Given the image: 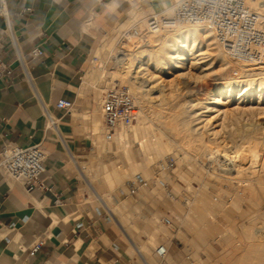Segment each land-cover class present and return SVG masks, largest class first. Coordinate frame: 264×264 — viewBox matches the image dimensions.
Here are the masks:
<instances>
[{
  "label": "crops",
  "instance_id": "crops-1",
  "mask_svg": "<svg viewBox=\"0 0 264 264\" xmlns=\"http://www.w3.org/2000/svg\"><path fill=\"white\" fill-rule=\"evenodd\" d=\"M148 1L4 0L0 58L8 71L0 81V152L6 142L41 144L48 157L43 188L28 189L0 175V264H132L123 233L109 236L110 222L92 205L75 173L82 178L75 164L91 146L86 123L77 116L97 105L84 78L100 41L132 6ZM11 34L26 61L28 79L16 60ZM36 48L44 55L32 60ZM60 100L72 102L74 109H59ZM181 221L179 217L177 224ZM187 235L189 243H177L171 264H219V245L198 238L191 243ZM240 259L251 261L247 254ZM237 260L234 255L229 263Z\"/></svg>",
  "mask_w": 264,
  "mask_h": 264
},
{
  "label": "rangeland",
  "instance_id": "rangeland-1",
  "mask_svg": "<svg viewBox=\"0 0 264 264\" xmlns=\"http://www.w3.org/2000/svg\"><path fill=\"white\" fill-rule=\"evenodd\" d=\"M174 1L175 0H169L168 5L171 6ZM150 4V1H148L140 3L139 6H132L131 8L134 11L132 10L133 12H131L129 15L130 8L126 12L125 20L116 26V28L109 31L107 35H105V37H103L100 41L97 49L102 44L101 47H103V54L100 55V59L96 64H101L103 61L104 76L101 77V73L98 72L97 68L92 69L90 66L84 78L85 87L90 91L91 94L95 96L97 102L96 106L99 107V103L101 101L100 98L102 99L103 96L100 90L105 91L116 86H128L118 85L117 82L113 80L115 72L119 70L116 58L118 60V58L123 57L119 56V54L118 57L117 53L126 52L124 51L126 50L124 47L126 44H128L127 42H121L120 37L121 34L124 31H127L133 24H137L141 29L146 26V24L141 23L142 17L139 12L143 8L150 6ZM135 10L138 14L135 12ZM138 19L140 20L138 21ZM141 24L144 26L142 27ZM116 29L117 32L114 33L113 31H116ZM207 35L208 34L202 32V34L198 36L199 39L196 41V49H199L200 51L195 54L198 55L200 52L204 54V59L202 60V62L205 61L204 63L199 64V62L197 63L194 61V56H189V60L185 61V69L182 71H177L171 68L163 70L159 67H156L152 62H149L148 65L143 66V68L147 69V71L144 70L143 72L146 75H134L136 76L137 80L139 78V81H137L132 75L134 78L133 80L135 81L136 85L140 87V89H130L132 90L131 92L134 95L135 100L139 97L140 99L142 98V103L144 102L142 106L138 105V103L136 104L138 111L141 109L142 113L144 112V115H149L145 119L147 126L154 125L153 127H149L151 129L156 128L154 124L155 121L153 120L152 116L154 112L164 111L169 114L171 111L177 112L181 110L184 112V118H186V120L189 118L187 120L188 125L186 124L184 126V130L187 132L189 131V134H192V136L195 137L199 135L201 136L203 133L202 136H205L203 137V140H206V144L209 141L213 143L211 144V142H209L207 144L208 146L211 145L207 151L204 150L203 153L201 151L196 155L192 154L193 157L191 154H187L190 156L189 159L188 157L183 159L184 156H187L186 153L184 155L181 150L177 149L176 152H165L158 159L150 160L147 163L143 153L138 150L137 144L133 143V135L130 134V137L128 136L127 140L129 141V144H131V148L128 150L129 154L131 153L130 156L134 161H131L130 163L125 156H123L121 153L115 152L114 150V134L116 129H105L106 127L104 123H102V130L100 134L92 135L93 126L90 120L91 114L82 112L79 116H77L81 122L86 123L84 124L87 131L86 137L88 138V141L91 145L87 152L81 155V158L77 159L79 167L82 169L83 175L85 174L84 176L90 182L92 181V185L98 189L97 191L99 194L101 196L103 195L102 197L112 208L115 216L122 224L124 231L116 224L107 210H105L99 198H97L96 195H93V192H91L84 178L79 176L77 170L75 173L82 182L83 190L86 191L88 199L92 202V205L95 208H98L102 213H104V215L107 213L110 215L109 222L111 226L108 230L109 236L116 237L118 231L123 233V237L121 236V241L126 247V251L132 260V264L145 263L141 259L140 255L135 252L132 245L130 244L129 239L137 246L144 247L145 257L148 262L150 261V264H166V258L158 257L156 254V250L159 245H165L169 251L167 261L168 264H171V255H175L178 251L179 246L177 243H189L187 233L191 236V243L194 241V239L198 238L209 245H219L221 250V258L218 260L219 264H230L229 259L234 255H237L238 257L236 264H246L244 260L241 261L240 259V257L244 259L246 254L247 256H250L251 259L249 264H264V256L262 259L258 260V254L257 251H255L257 248L256 246L260 245V243L263 245L264 249V196H262L256 203V201H253L249 198H244L239 195L242 187L238 186V179L231 182L225 181L226 178L236 175V173L233 171V169L235 170L236 167H233V165L235 166L238 161L242 162V164L246 165L247 167L251 165L249 162L252 160L250 159V149L253 148L252 146H254V148L253 151L251 149V153H257L259 161V164L256 163L253 165L257 170L256 176H260L264 181V170L262 171L260 166L263 162L262 155L264 150V145H262L264 144V115L257 113L251 115L247 112L244 113L240 110L234 111L233 109L237 107V104L240 101L243 102L241 104L242 106H257L255 103L259 102L260 100H264V92L259 93V90L261 89V83L260 81H257L252 87L250 86L252 91L248 92L245 96H240V89H246L245 87H249L248 85L241 86L230 98V100H232L230 103V108H232L231 110L233 112L231 110V112L228 110L223 111L226 108H224L225 106L222 104L229 101L228 94H223L221 96L222 104L219 107L222 111L220 110V114L219 112L203 113L204 110L201 109L202 105H199V107L195 106L196 103H203V106L208 105V103L212 101L214 94L218 93L217 89L222 88L228 81L232 80L234 77L233 70L236 68L235 64L233 63H231V67H229V60L226 53V61H221L217 53H224L225 51H223V49L218 45L213 33L211 34L212 36L209 35L210 37L208 36V38H206ZM103 40L104 42L102 43ZM148 43L149 42L145 43V45L143 43L141 44H143V48H147L150 45V43ZM130 46L132 49H134V47L137 49L136 45ZM95 55L96 54H94L93 57ZM135 59L137 58L135 57ZM91 60H93V58H91ZM147 60L148 58L143 60L145 61L144 63H146ZM137 64L138 61H136V65ZM204 64L206 66H204ZM136 71H138V69ZM260 95L261 98L259 99ZM183 104H185V106ZM262 105L264 107V103L260 106ZM175 107L177 108L175 109ZM194 113L196 115H194ZM197 113L202 116H197ZM205 115L207 117H205ZM203 118H208L210 120L207 122L205 129L202 127L203 123H197ZM137 122L138 121H136L134 123L135 125H133L136 126ZM194 127L196 128L194 129ZM205 133L206 135H204ZM106 134H109V138H106ZM141 135L142 131L139 132V137H141ZM253 137H255V139ZM99 138L101 140L97 141ZM111 138L112 140L114 139V141H112ZM249 138H252L250 142ZM95 139L97 142H99V144L96 143V146L97 144L99 146H97V148L92 144L93 140ZM175 139H180V137L176 136ZM215 141L217 144H215ZM149 144L148 146L150 147ZM244 144L246 146H244ZM215 146H217L218 149ZM242 146L244 147L242 148ZM216 150H218L219 153L216 152ZM208 151L215 152V154L211 156L212 158L208 156ZM236 151H239V153L242 154V161L241 159H233L235 161L234 162L232 158H229L234 154L233 152ZM242 156H244L246 160ZM170 158H173L176 163V170L174 172L169 171L166 166V162ZM132 162L134 164H132ZM142 163L145 165L143 166ZM130 165H136V168L137 165L138 167L140 166V168H137L135 175L129 168ZM143 168H145V170ZM125 170H127L126 176L121 182H119L120 184L116 183L110 187L107 186L110 185L108 182L105 181L104 183V179L106 180L107 177L106 173H113L114 171H120V173H122ZM258 172L262 176L258 175ZM103 174H106V176H103ZM251 176L252 175L249 173V171H246V174L241 177V180H248ZM134 179H138L141 182H146L148 186L140 189L136 195H131L127 191L126 186L129 181ZM185 180H187L189 183L187 181L185 183ZM184 197H187V200H189V202L192 204L186 206L184 203ZM171 216L176 217L177 219L179 217L183 219V221H181V225L177 224L180 226L178 233H171L161 222L164 218ZM176 222H178V220ZM151 237L153 240L149 239ZM232 264H235V262Z\"/></svg>",
  "mask_w": 264,
  "mask_h": 264
},
{
  "label": "bare ground",
  "instance_id": "bare-ground-1",
  "mask_svg": "<svg viewBox=\"0 0 264 264\" xmlns=\"http://www.w3.org/2000/svg\"><path fill=\"white\" fill-rule=\"evenodd\" d=\"M128 1H132V0H128ZM169 0H150V6H148L147 8H143L139 14L141 15V23L143 24H147V19L149 16H166V17H170L173 13V6L174 3L177 1L175 0L174 3L170 6L168 5ZM115 3L113 2L112 5H114ZM110 5V4H109ZM111 5V8H113L114 6ZM133 10V9H132ZM130 11L129 14L133 11ZM136 12V10H135ZM137 13V12H136ZM138 14V13H137ZM136 14V15H137ZM135 18V17H134ZM137 18V17H136ZM140 19H138L139 21ZM136 23V22H135ZM138 23V22H137ZM143 24L142 27L144 26ZM140 25V24H139ZM140 27V26H139ZM145 27V26H144ZM143 27V28H144ZM202 32H204L205 34H208L206 36V38H208L209 35L212 34V31L209 30L207 27L202 26V25H198V26H188V25H181L177 28H173V29H168V30H163L161 32H155L153 34H149L147 35V40H145L143 42V44L145 45V43L149 42L150 45L147 48H143V44H139L135 49H132L130 45L133 44H126V46L124 47L126 50V52H118L117 56L119 54V56H123L122 58H118L117 60V66L119 67V70H117L115 72L114 78L113 80L115 82H117L118 85H128L129 89L133 88L134 90H139L140 87H138L135 83V81L133 80L134 78H136V76H134L135 74H143L146 75L144 72V70L147 71V69L143 68L144 65H148L149 62H152L156 67H159L163 70L165 69H175L177 71H182L184 70V66H185V61L189 60V56H194V61H196L197 63H204L205 61L202 62V60L204 59V54H202L200 52V54L196 55L195 53H198L200 50L196 49V41L198 38V36H200L202 34ZM212 36V35H211ZM210 37V36H209ZM205 38V37H204ZM114 43V42H113ZM148 43V44H149ZM147 44V45H148ZM216 44V43H215ZM128 48V49H127ZM103 51V47H100L98 49V51L96 52V55L94 56L93 60H92V64H91V68H97L98 72L101 73V77L104 76V63L103 61L101 62V64H96L98 62V60L100 59V55H102ZM226 52H219L217 53L218 57L221 59V61H226V56H225ZM227 55V54H226ZM118 56V57H119ZM127 57V58H126ZM135 57L137 59H135ZM228 57V65H230L229 67H231V63L235 64L236 68L235 70L240 72V76L239 77H233L231 81H228L222 88H218V93H215L214 96L212 97V101L208 103V105H204L203 103H196L195 106L202 105V108L204 111L203 113H213V112H219L220 114V110L221 108L219 107L222 104L221 101V96L223 94H228V102L223 103L222 105L225 106L224 108H226L223 111H229L231 112L232 108L230 103L232 100H230V98L233 96L234 92L240 88L241 86L244 85H248L249 87H245L246 89H240L241 95L240 96H245L247 95L248 92L252 91V86L254 85V83H256L257 81H260V90L259 93L264 92V63H262L259 66H250V65H244L241 63H237L232 61L229 56ZM147 62L144 63L145 59H147ZM136 61H138V64L136 65ZM226 65V64H225ZM204 66H206L204 64ZM227 66V65H226ZM147 68V67H146ZM149 68V67H148ZM205 68V67H204ZM138 69V71H136ZM229 70V69H228ZM233 70V69H232ZM92 71V70H91ZM232 74V73H231ZM132 75L134 76V78L132 77ZM91 76V75H90ZM95 76V75H94ZM139 76V75H138ZM94 78V77H93ZM137 80V78H136ZM139 81V78L138 80ZM138 83V82H137ZM88 84V83H87ZM251 86V87H250ZM153 87V86H152ZM102 93L104 92V90H100ZM132 91V90H131ZM255 91V90H254ZM140 93V92H139ZM138 93V94H139ZM163 94V93H162ZM149 95V94H148ZM142 96V95H141ZM165 96V95H164ZM137 97V96H136ZM149 97V96H148ZM261 98V95L259 96V99ZM142 99V98H141ZM141 99L138 97V99H136V103H138V105L142 106V101ZM162 99V98H161ZM160 99V100H161ZM100 103H99V107L96 106L94 107V109L89 112H86V114H91L90 115V120L92 122V126H93V130H92V135H98L100 134L101 130H102V123L103 122V118L101 116L100 113V105L102 102V99L100 98ZM165 101V100H164ZM243 102L240 101L237 104L236 108H233L234 111L236 110H240L243 111L244 113H249V114H263L264 115V107L263 105L260 106L261 104L264 103V100H260L259 102L255 103L257 104V106H242ZM252 103V102H251ZM164 104L166 105V103L164 102ZM185 106V104H183ZM181 106V105H180ZM153 107V106H152ZM141 108V107H139ZM177 107H175L176 109ZM231 110V111H230ZM150 111V110H149ZM222 111V110H221ZM148 112V111H146ZM233 112V111H232ZM147 114V113H146ZM100 115V116H99ZM148 115V114H147ZM184 112L177 111V112H173L171 111L169 114L164 112V111H158V112H154L153 113V121L156 128L151 129L150 127L153 126H147L145 123V119L146 115H144V112L142 113V110L140 109L138 111V118H137V123L136 126H131L128 128H118L116 129V132L114 134V139H115V147L114 150L117 153H121L123 156H125L127 158V160H129V162L131 163V161H133V159L131 158L130 154H129V150L131 148V144H129V141L127 140V137L132 134L133 135V143H136L138 146V150L141 151L145 157V159L147 160V163L150 160H156L159 157H161L165 152L169 153V151H177V149L181 150L182 153H186L187 154H199V152L205 150L207 151V149L211 146H208L207 144L211 141H209L206 144V140H203L201 136H192V134H189V131L187 132L186 130H184V126L187 124L188 125V119L186 120V118H184ZM190 115V114H188ZM194 115H196L194 113ZM200 114L197 113V116H199ZM187 116V115H186ZM202 116V115H200ZM199 116V117H200ZM151 117V115H150ZM192 117V115H191ZM205 117H207L205 115ZM209 117V116H208ZM215 117V116H214ZM212 118V117H211ZM214 119V118H212ZM51 121V120H50ZM151 121V120H150ZM210 120L208 118L206 119H202L200 120V122L197 123H203L202 127L205 129V126L207 125V122H209ZM55 123V122H53ZM152 123V122H149ZM190 123V121H189ZM193 123V122H192ZM196 123V124H197ZM209 124V123H208ZM50 125V124H49ZM106 127V126H105ZM188 127V126H186ZM201 127V128H202ZM213 127V126H212ZM196 127H194L195 129ZM208 128V127H207ZM263 128V127H262ZM108 129V128H105ZM193 129V130H194ZM110 130V129H108ZM189 130V129H187ZM191 130V128H190ZM142 131V135L141 137H139V132ZM213 131V130H212ZM114 132V131H113ZM193 132V131H192ZM191 133V132H190ZM213 133V132H212ZM201 134V132H200ZM209 134V133H208ZM211 134V133H210ZM255 134V133H253ZM131 135V136H132ZM206 135V133L204 134ZM212 135V134H211ZM250 135V134H249ZM252 135V134H251ZM176 136H179L180 139H175ZM208 136V135H207ZM130 137V136H129ZM215 137V136H214ZM252 137V136H251ZM106 138H109V134H106ZM211 138V137H210ZM255 139V137H253ZM114 139L111 140L114 141ZM129 139V138H128ZM205 139V138H204ZM209 139V138H208ZM215 139V138H213ZM262 139V138H261ZM101 139L99 138L100 141ZM210 140V139H209ZM212 140V138H211ZM224 140V139H223ZM252 140V138H249V142ZM96 139L93 140L92 144L94 146H96V143L99 144V142H97ZM214 142V140H213ZM236 142V141H235ZM245 142V141H244ZM261 142V141H260ZM150 145V147L148 146V144ZM228 143V141H227ZM264 143V142H263ZM97 144V146H98ZM106 144V143H105ZM211 144H213L211 142ZM215 144H217V142L215 141ZM225 144V143H224ZM248 144V143H247ZM249 145V144H248ZM252 145V144H251ZM250 145V146H251ZM258 145V144H257ZM264 145V144H262ZM96 146V148H97ZM213 146V145H212ZM221 146V145H220ZM241 146V145H240ZM239 146V147H240ZM244 146H246L244 144ZM242 146V148L244 147ZM249 146V147H250ZM99 147V146H98ZM112 147V148H113ZM217 147V146H215ZM214 147V148H215ZM254 148V146H252ZM263 147V146H262ZM213 148V150H214ZM223 148V146H222ZM231 148V147H229ZM246 148V147H245ZM253 148L252 151H253ZM107 149V147H106ZM212 149V147H211ZM218 149V147H217ZM249 149V148H248ZM247 149V151H248ZM251 149H250V154H251V165L249 167H247L246 165L242 164V162L238 161L235 166L233 165V167H236V169L233 171L236 173L235 176H230L228 178H226L225 181H235L237 180L238 182V186L242 187L239 195L244 197V198H249L253 201H256V203L260 200V198L262 196H264V181L261 179V177H257L256 176V167L253 166L254 164L258 163V155L257 153L252 152L251 153ZM132 150V149H131ZM242 150V149H241ZM240 150V151H241ZM244 150V149H243ZM109 151V150H108ZM215 151V150H214ZM245 151V150H244ZM131 152V151H130ZM208 156H210V158H212L211 156H213V154H215V152L212 151H208ZM216 152H218V150H216ZM227 152V151H226ZM259 152V151H258ZM219 153V152H218ZM222 153V151H221ZM232 153V152H231ZM234 154L231 155L229 158H232V160H240L241 159V153H239V151L233 152ZM226 154V153H225ZM228 154V153H227ZM249 154V155H250ZM177 155V154H176ZM183 155V154H182ZM218 155V154H217ZM247 155V153H246ZM220 156V155H219ZM227 156V155H226ZM133 157V156H132ZM135 157V156H134ZM189 159L190 156H184V158ZM193 157V155H192ZM244 158V156H242ZM262 163H261V169L262 171L264 170V150H263V155H262ZM75 158V157H74ZM137 159V158H136ZM135 159V160H136ZM192 159V158H191ZM227 159V158H226ZM245 159V158H244ZM243 159V160H244ZM208 160V159H207ZM233 160V161H234ZM246 160V159H245ZM244 160V161H245ZM145 161V160H144ZM182 161V160H181ZM232 161V162H233ZM242 161V159H241ZM128 162V163H129ZM134 162V161H133ZM132 162V164H134ZM138 162V161H137ZM156 162V161H155ZM187 162V161H186ZM235 162V161H234ZM145 163V162H144ZM144 163L143 166L145 165ZM183 163V162H182ZM195 163V162H194ZM136 164V163H135ZM139 164V163H138ZM141 164V163H140ZM184 164V163H183ZM232 164V163H231ZM259 164V163H258ZM77 166V169L81 172V176L84 178V180L87 182L88 187L90 188L91 192H93V195H96L97 198H99V200L101 201V204L103 205V207L105 208V210H107V212L111 215L112 219L116 222V224L124 231V229L122 228V224L120 223L119 219L115 216V213L113 212L112 208L110 207V205L104 200V198L99 194V192L97 191L98 189L95 188L92 185V181L90 182L82 173V169L79 167L78 161L75 164ZM196 165V164H195ZM198 165V164H197ZM136 166V165H135ZM134 165H130V169L132 170L133 174L135 175V172L137 171V168H140V166L137 168ZM141 166V167H143ZM148 166V165H147ZM146 166V167H147ZM162 166V165H161ZM186 166V165H185ZM194 166V165H193ZM230 166V165H229ZM181 167V166H180ZM118 168V167H117ZM119 169V168H118ZM124 169V168H123ZM145 170V168H143ZM141 170V169H139ZM127 170L123 171L122 173L114 171L113 173H106L107 177L106 180L104 179V183L105 181L108 182L107 186H113L116 183H119L123 180V178L126 176V172ZM246 171H249V173L252 175L250 177V179L246 180H241V177L246 174ZM260 171V170H259ZM191 172V171H190ZM223 172V171H222ZM264 172V171H263ZM187 173V172H186ZM259 173V172H258ZM257 173V174H258ZM106 174L103 176H106ZM149 174V173H148ZM132 175V174H130ZM258 175H261L260 173ZM144 176V175H143ZM213 176V175H212ZM262 176V175H261ZM131 177V176H130ZM132 178V177H131ZM146 178V177H145ZM244 178V177H243ZM186 179V178H185ZM108 180V181H107ZM187 180H185L186 183ZM248 181V182H247ZM188 182V181H187ZM247 182V183H246ZM154 183V182H153ZM189 183V182H188ZM207 183V182H206ZM228 183V182H227ZM241 183V184H240ZM120 184V183H119ZM240 184V185H239ZM189 185V184H188ZM191 186V185H190ZM229 186V185H228ZM210 187V186H209ZM233 187V186H232ZM109 188V187H108ZM194 188V187H193ZM229 188V187H228ZM112 189V188H111ZM114 189V188H113ZM124 189V187H123ZM222 190V189H221ZM196 191V190H195ZM95 193V194H94ZM103 193V192H102ZM168 193V192H167ZM233 193V192H232ZM231 194V192H230ZM235 197V196H234ZM242 199V198H241ZM200 200V198H199ZM204 202V201H203ZM262 203V202H261ZM192 203L190 202V205ZM200 204V203H199ZM255 204V203H254ZM237 206V205H236ZM236 208V207H235ZM194 209V208H193ZM201 209V208H200ZM133 215V214H132ZM131 216V215H130ZM132 218V217H131ZM156 218V217H155ZM123 219V218H122ZM128 220V219H127ZM152 220V219H151ZM158 220V219H157ZM156 223V222H154ZM153 223V224H154ZM159 223V222H158ZM151 234V233H150ZM153 234V233H152ZM151 236V235H150ZM149 236V237H150ZM155 236V235H154ZM129 239V238H128ZM149 239H152L149 238ZM153 240V239H152ZM130 244L132 245L133 249L135 250V252H137V254L140 255L141 259L144 261L145 264H150V261L148 262V260L145 257V249L142 246H137L136 244H134L130 239ZM149 241V240H148ZM156 241V240H154ZM147 244V243H146ZM257 248L255 249V251H257V256H258V260L262 259L264 256V249H263V245H258L256 246ZM158 249V248H157ZM96 251V250H95ZM157 251V250H156ZM233 253V252H232ZM148 256V255H146ZM235 259V258H234ZM261 264V263H258Z\"/></svg>",
  "mask_w": 264,
  "mask_h": 264
},
{
  "label": "built area",
  "instance_id": "built-area-1",
  "mask_svg": "<svg viewBox=\"0 0 264 264\" xmlns=\"http://www.w3.org/2000/svg\"><path fill=\"white\" fill-rule=\"evenodd\" d=\"M4 0H0V16L6 18ZM181 25H202L212 31L218 45L229 58L237 63L259 66L264 63V0H177L170 17L149 16L144 28L133 24L121 34L120 41L138 46L147 40V35L163 30L177 28ZM7 31L10 25L7 23ZM3 32L0 31V35ZM16 60L28 79V67L20 54L19 44L11 34ZM42 49H33L32 60L43 57ZM117 62V58H116ZM8 67L0 58V81L7 75ZM233 76L239 77L240 72L233 70ZM100 105V113L104 125L110 130L133 126L138 118V108L134 95L128 86H116L105 90ZM57 107L69 113L74 109L70 101L60 100ZM47 152L41 144L22 147L6 142L0 152V175L22 184L28 189L43 188L41 176L46 171ZM167 169L174 172L176 163L173 158L166 162ZM146 182L134 179L127 183V191L136 195L140 189L147 187ZM186 206L190 205L184 197ZM110 215L105 214L109 222ZM176 217H166L161 222L172 233H178ZM177 242V241H176ZM37 243L32 251H37ZM165 245H159L156 254L165 258L168 254ZM222 264V263H220Z\"/></svg>",
  "mask_w": 264,
  "mask_h": 264
}]
</instances>
